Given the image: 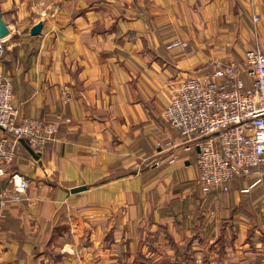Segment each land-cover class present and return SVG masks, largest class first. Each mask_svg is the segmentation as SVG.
Segmentation results:
<instances>
[{
	"label": "crops",
	"instance_id": "1",
	"mask_svg": "<svg viewBox=\"0 0 264 264\" xmlns=\"http://www.w3.org/2000/svg\"><path fill=\"white\" fill-rule=\"evenodd\" d=\"M0 13L18 116L61 115L38 158L20 144L1 168L0 189L13 171L29 183L5 208L0 264H264V165L248 192L238 176L204 194L195 149L163 117L182 80L264 48V0H0Z\"/></svg>",
	"mask_w": 264,
	"mask_h": 264
},
{
	"label": "built area",
	"instance_id": "2",
	"mask_svg": "<svg viewBox=\"0 0 264 264\" xmlns=\"http://www.w3.org/2000/svg\"><path fill=\"white\" fill-rule=\"evenodd\" d=\"M186 45L172 40L166 47ZM4 49L0 37V62ZM240 71L247 75V85ZM163 117L186 143L184 148L195 149L196 183L201 192L227 191L238 176L253 179L241 189L248 192L261 181L264 165V48L247 51L240 66L216 61L211 76L182 80L172 89ZM60 122L59 114L52 120L18 116L12 82L0 69V175L2 166L14 161L21 140L40 156L44 146L56 139ZM169 146L174 144L157 143L159 150ZM28 183L16 171L8 175L0 189V224L5 208L22 200Z\"/></svg>",
	"mask_w": 264,
	"mask_h": 264
},
{
	"label": "water",
	"instance_id": "3",
	"mask_svg": "<svg viewBox=\"0 0 264 264\" xmlns=\"http://www.w3.org/2000/svg\"><path fill=\"white\" fill-rule=\"evenodd\" d=\"M41 27H42V21H38L37 23H35L31 27L30 34L31 35L40 34ZM7 35H8V27H7L6 23L3 21L1 13H0V37L1 38H5ZM21 143L27 147V149L32 154V156H34L35 158L39 157V154L34 153L33 150L28 145H26L22 140H21ZM85 188H86V186H79V187H76V188H72L71 191L75 192V191L83 190Z\"/></svg>",
	"mask_w": 264,
	"mask_h": 264
}]
</instances>
